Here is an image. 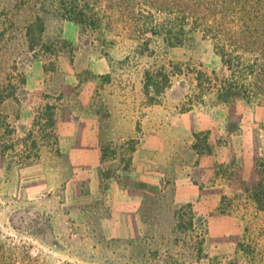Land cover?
Returning <instances> with one entry per match:
<instances>
[{
	"label": "rangeland",
	"instance_id": "374dc122",
	"mask_svg": "<svg viewBox=\"0 0 264 264\" xmlns=\"http://www.w3.org/2000/svg\"><path fill=\"white\" fill-rule=\"evenodd\" d=\"M147 11L138 0H0V264H264V211L240 187L264 157V105L220 99L231 74L213 38L186 27L171 47L169 14L147 24ZM36 16L45 30L31 49ZM82 114L121 123L124 140L96 157L80 155L82 142L63 150L58 124ZM175 179L202 193L171 232ZM147 182L159 191L145 198L163 205L135 233L106 190Z\"/></svg>",
	"mask_w": 264,
	"mask_h": 264
},
{
	"label": "trees",
	"instance_id": "16d2710c",
	"mask_svg": "<svg viewBox=\"0 0 264 264\" xmlns=\"http://www.w3.org/2000/svg\"><path fill=\"white\" fill-rule=\"evenodd\" d=\"M148 9L145 22H154V13L169 14L168 24L162 26L161 37L171 47L182 44L179 33L186 27L203 30L213 38L215 49L230 72L219 87V98H242L264 105V0H138ZM70 18L84 24V14L73 4L66 9ZM174 16V17H172ZM44 22L36 16L27 27L31 49L41 40ZM178 32V33H177ZM151 86L150 84L148 87ZM50 124L56 121L51 116ZM259 211H264V157L256 162L255 177L241 182Z\"/></svg>",
	"mask_w": 264,
	"mask_h": 264
},
{
	"label": "crops",
	"instance_id": "0c3cea01",
	"mask_svg": "<svg viewBox=\"0 0 264 264\" xmlns=\"http://www.w3.org/2000/svg\"><path fill=\"white\" fill-rule=\"evenodd\" d=\"M84 115L86 114H82L80 118H76L75 121L74 119L72 121L68 120L66 116L65 120L58 124L59 141L63 150L74 151L72 149V143L82 142V144L79 145V148L82 150L80 155L96 157L101 154L103 143L124 140L125 130L121 123L111 124L108 120L99 119L95 121L84 119ZM136 152L137 151H135V153ZM72 155L78 154H71V156ZM166 170V172H171V169H169L170 171L168 169ZM254 177L255 170L250 181L253 180ZM178 179H175V183L170 184L165 190V192H167V201L165 200L167 204L163 203L168 206V210L172 214L170 218V225L172 227L171 232H173L177 223L175 216L177 210L184 204L195 203L199 198L198 196H201L202 193L199 184L195 182L180 183ZM137 189L138 186L135 189L129 187L124 189L123 186L113 184L111 187L107 188L106 194L113 198L112 205L115 211L113 214L117 216L114 220L119 219L120 212H124L126 215L128 214V216H131L132 222L136 224L135 233H141V224L144 226V230L147 229V226H149L151 222H155L156 225L158 224L160 206L163 204L158 201H151L149 197L145 198L146 195H151L149 194L150 191L153 193L159 191V187L156 183H145L144 193L134 192L135 190L138 191ZM135 197H137V199H135Z\"/></svg>",
	"mask_w": 264,
	"mask_h": 264
}]
</instances>
